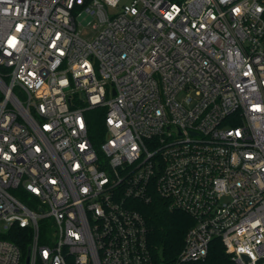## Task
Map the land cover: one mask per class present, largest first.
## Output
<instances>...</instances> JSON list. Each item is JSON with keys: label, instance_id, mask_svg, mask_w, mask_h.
Instances as JSON below:
<instances>
[{"label": "built area", "instance_id": "1", "mask_svg": "<svg viewBox=\"0 0 264 264\" xmlns=\"http://www.w3.org/2000/svg\"><path fill=\"white\" fill-rule=\"evenodd\" d=\"M121 1L0 0V264H264V0Z\"/></svg>", "mask_w": 264, "mask_h": 264}, {"label": "trees", "instance_id": "2", "mask_svg": "<svg viewBox=\"0 0 264 264\" xmlns=\"http://www.w3.org/2000/svg\"><path fill=\"white\" fill-rule=\"evenodd\" d=\"M106 110L97 109L91 111L89 115L94 117L91 127V135L98 134L104 139V116ZM101 138V139H102ZM146 217L150 227V243L154 248L155 256L162 258L166 263H173L180 254L185 241V236L193 221L189 215L183 212H171L167 209L165 202L155 200L152 204L142 206L140 208ZM14 231L22 232L20 229ZM14 232V233H15ZM5 239L11 240L19 244L25 253H27L28 245L21 244V241L11 235H3Z\"/></svg>", "mask_w": 264, "mask_h": 264}, {"label": "rangeland", "instance_id": "3", "mask_svg": "<svg viewBox=\"0 0 264 264\" xmlns=\"http://www.w3.org/2000/svg\"><path fill=\"white\" fill-rule=\"evenodd\" d=\"M128 2H129V0H122L121 3H120L119 9H109V14L110 15H113V14L119 12V10L121 9V7L123 5H125V4H127ZM79 31H80L81 35L84 38L88 39V40L89 39H92L95 36L94 32L92 30H90V28H88V27H80L79 28Z\"/></svg>", "mask_w": 264, "mask_h": 264}, {"label": "snow or ice", "instance_id": "4", "mask_svg": "<svg viewBox=\"0 0 264 264\" xmlns=\"http://www.w3.org/2000/svg\"><path fill=\"white\" fill-rule=\"evenodd\" d=\"M237 11H239V10L237 9ZM13 39H15V38L13 37Z\"/></svg>", "mask_w": 264, "mask_h": 264}]
</instances>
